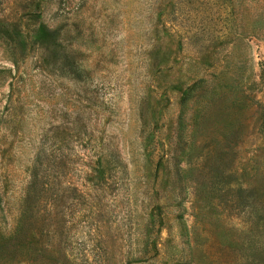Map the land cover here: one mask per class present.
I'll list each match as a JSON object with an SVG mask.
<instances>
[{
	"label": "rangeland",
	"instance_id": "1",
	"mask_svg": "<svg viewBox=\"0 0 264 264\" xmlns=\"http://www.w3.org/2000/svg\"><path fill=\"white\" fill-rule=\"evenodd\" d=\"M260 68L264 0H0V203L7 218L37 153L42 178L57 186L69 264L244 261L254 233L263 239L264 216L256 226L254 213L241 208L247 186L228 171L264 147L257 107L243 97L264 103V87H248ZM220 72L241 83L204 113L240 119L242 140L224 158L226 176L210 178L206 146L194 136L190 162L180 161L176 176L180 107L188 122L213 97ZM193 82L195 96L180 106Z\"/></svg>",
	"mask_w": 264,
	"mask_h": 264
},
{
	"label": "trees",
	"instance_id": "2",
	"mask_svg": "<svg viewBox=\"0 0 264 264\" xmlns=\"http://www.w3.org/2000/svg\"><path fill=\"white\" fill-rule=\"evenodd\" d=\"M219 74L220 77L211 88V91H214L213 97H218L216 100L213 97L205 98L204 103L188 116V122L181 114L183 112L180 107L176 117L174 153L171 157V165L176 176H179L182 170L180 161L184 164L190 162L192 157L190 146L194 136H200V140L206 146L204 156L201 158L206 162L210 178L226 176L227 172H223L226 167L224 158L229 152L234 154L236 152L234 147L242 140L244 124L240 119L230 114L220 118L216 115V118L208 119L204 113V107L209 101H216V106H220L225 101L224 97L229 89L241 83L240 80L235 81L233 77H226L223 72ZM255 78L256 80H250L248 87L251 86L250 89L264 87L263 69L258 70ZM201 81L202 78L199 79V82ZM197 83L193 82L181 91L180 106L187 97L195 96L192 89L197 87ZM243 97H249V101L257 107V129L264 140V103L252 100V96L246 94ZM187 124L191 126L189 131L191 141L188 145L182 140ZM209 127L213 128L214 137H208ZM255 151L257 153L249 157L248 162L232 166L228 172L230 175L234 174L239 182L246 184L247 187L242 190L246 193V202L241 208L248 207L254 213L258 226L260 214L264 216V147L258 146ZM39 159L36 153L29 167L28 180L21 191L18 206L9 219L0 203V264H69L66 249L64 245H60L62 224L58 211L60 204L57 200V186L42 178ZM261 231L263 235L261 241L254 233L252 241L255 247L252 254L236 264H264V221L261 223Z\"/></svg>",
	"mask_w": 264,
	"mask_h": 264
}]
</instances>
